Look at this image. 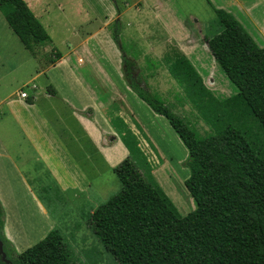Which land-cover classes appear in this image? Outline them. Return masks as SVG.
I'll list each match as a JSON object with an SVG mask.
<instances>
[{"label":"crops","instance_id":"1","mask_svg":"<svg viewBox=\"0 0 264 264\" xmlns=\"http://www.w3.org/2000/svg\"><path fill=\"white\" fill-rule=\"evenodd\" d=\"M25 2L50 37V42L40 48L42 57L55 52L53 31L70 29L77 41L66 52L58 51L61 57L54 64L44 66L25 50L0 12V81L7 72L22 76V89L0 98V109L5 110L0 118L3 235L9 249L18 254L40 242L54 228L62 227L61 217L49 214L39 200V192L69 195L76 214L93 229L91 214L122 187L115 169L127 157L172 204V196L165 191L168 185L159 182V167L165 173L170 157L162 151L160 136L158 145L155 134L134 110L143 101L136 94L140 101L132 99L134 92L124 78L121 57L112 40L115 23L123 22L127 31L131 27L140 30L142 26L147 30L144 23L148 19L158 26L160 21L192 65H198L197 70L203 68L207 57L197 59L196 55L203 54L206 48L201 42L199 23L191 25L192 16L175 0H121L124 7L117 0ZM220 3L238 22L244 21L252 29L249 31L264 36V0ZM67 5L77 16L81 13L85 24L95 23V29L84 37L76 34L64 13ZM54 6L61 12L59 16L48 15ZM154 52H159V44L154 46ZM22 93L26 94L25 99L19 96ZM7 129H14L17 136L10 138ZM29 154L39 172L33 173L32 180L27 176L32 168L27 161ZM167 181L172 184V180ZM35 183L39 188H35Z\"/></svg>","mask_w":264,"mask_h":264},{"label":"trees","instance_id":"2","mask_svg":"<svg viewBox=\"0 0 264 264\" xmlns=\"http://www.w3.org/2000/svg\"><path fill=\"white\" fill-rule=\"evenodd\" d=\"M213 10L221 30L203 42L237 95L219 102L184 56L168 66L194 106L208 114L213 130L204 137L150 92L136 63L119 46L129 88L168 121L187 149L189 177L184 186L195 207L179 217L155 183L125 158L115 169L121 189L90 216L93 230L118 264H264V47L230 13ZM0 12L42 65L61 57L58 51L42 57L40 48L50 37L25 0H0ZM118 29L116 22L113 39L120 45ZM212 102L216 104L206 105ZM43 192L39 198L48 207L54 196ZM3 222L0 204V240L12 264H76L58 227L12 257Z\"/></svg>","mask_w":264,"mask_h":264},{"label":"rangeland","instance_id":"3","mask_svg":"<svg viewBox=\"0 0 264 264\" xmlns=\"http://www.w3.org/2000/svg\"><path fill=\"white\" fill-rule=\"evenodd\" d=\"M117 1L119 3L121 0ZM175 1L180 4L186 14L192 16L189 18L191 25H194L197 22L199 23L198 25L201 28L199 27L200 30L198 29V31L201 34V42L204 45H206L203 42L204 37L212 38L220 32L221 28L216 20V15L213 9L217 8L225 11V9L219 5L221 4V0ZM119 4H122L120 6L124 7L123 2ZM57 8L58 7L54 6L53 9H49L48 15L59 16L61 12ZM64 13L70 21L71 28L73 30H77L76 34H79L80 37H84L86 33L92 32L96 27L95 23L85 24V21H82L81 13L80 16H77L75 10L69 5L64 7ZM144 24L147 26V30L142 26L140 30L131 27L126 31L128 27L123 22L119 23L118 30L120 45H117L116 43L115 45L118 48L119 55L121 57L120 60L122 61L123 54L119 46L123 47L127 58L136 63L138 68L137 72L140 74L144 83L147 84L150 92L156 95V97L164 102L174 113L182 116L186 121H188L192 128L196 130L201 137L206 136L213 130L211 127L212 125L206 118L208 114L205 113L204 108L202 111L194 106L195 103L185 94V87L181 86L178 81L174 80L168 71V66L177 57L184 56L187 60L188 58L177 47L172 37L165 32V29L160 21L159 26L155 23V21H153V19L151 21L149 19L146 20ZM240 24L250 34L258 46L264 47V36L258 32L255 34L249 31L252 29L248 27L244 21H241ZM69 31L70 29L57 30L56 33L53 31L52 34L55 36H53L54 41L52 45L55 46V51L64 53L68 50L67 47L71 49L74 42L77 41L76 37L72 35L73 31H71V33ZM113 31L114 28H112L111 32ZM113 36L114 33H112V40L114 41ZM157 44H159V52L155 53L154 46ZM206 48H203V51H205L203 54L198 53L196 55L197 59H202V57L205 58L207 56L205 58V63L203 64L204 69L201 68L197 70L198 65L195 66L194 62L193 66H195V70L202 76L207 90L219 102H224L236 96L237 89L226 78L225 74L221 71L213 57L210 56V52L207 51L208 48L207 50ZM195 59L194 55L193 60ZM115 71L118 72L119 70ZM21 77L22 76L16 75V73L7 72L5 79L0 81V98L8 92L10 93L14 90H21V81H19ZM114 82L115 85L120 88L118 83L119 81L114 78ZM132 95L133 100H137L138 102L140 101L135 96V93ZM139 103H142V106L138 104L137 108H134L135 112L139 115V117L141 116V120L155 134L158 145L160 136V146L162 151L170 157V159H167L169 164L165 167L166 174L161 169L163 167H159V182L163 186L168 185L166 187L169 188L165 189V191L172 196V204L174 205L177 214L181 218L185 217L192 212L195 207L193 199L190 197L184 186V179L189 177V169L186 166L188 156L186 149L176 134H174L172 127H170V124L163 116L160 117L159 115H155L148 105L146 106V104L141 101ZM209 104L211 105L216 103L212 102L207 103L206 105ZM4 111L5 110L2 107L0 109V118H3ZM5 132L10 138H15L17 136L14 129H7ZM27 161L28 164L32 166L31 169H28L29 172L27 173V176H30L32 180L33 173L36 174L38 169L36 170L35 167H33L34 160L30 154L27 156ZM169 170L171 173L168 172ZM156 178L158 177L156 176ZM167 179L169 181L172 180L171 185ZM44 180H47L46 182H48L49 178H45ZM35 188H39L37 183H35ZM119 190L120 189L116 192H119ZM38 194L43 197L44 192L41 191ZM50 195H53L54 197L49 198L50 203L47 204L48 207L46 208L51 212L49 214H52V217H61L60 221L62 227L58 228L61 230V234L65 239V242L69 245V248H71L73 253L72 261L76 264H118L114 256L105 248L93 229L89 228L85 222H82L83 219L81 216L76 214L77 211L74 209L75 206L72 202H69L70 196L68 195L67 197L65 194H61L60 192L57 193L51 191ZM39 200L41 199L39 198ZM16 254L18 253L14 252L12 257H15Z\"/></svg>","mask_w":264,"mask_h":264},{"label":"water","instance_id":"4","mask_svg":"<svg viewBox=\"0 0 264 264\" xmlns=\"http://www.w3.org/2000/svg\"><path fill=\"white\" fill-rule=\"evenodd\" d=\"M0 258H1V261L4 263V264H12L7 258H6V255L3 251V244L0 240Z\"/></svg>","mask_w":264,"mask_h":264},{"label":"built area","instance_id":"5","mask_svg":"<svg viewBox=\"0 0 264 264\" xmlns=\"http://www.w3.org/2000/svg\"><path fill=\"white\" fill-rule=\"evenodd\" d=\"M21 98L25 99L26 98V94L22 93L19 95Z\"/></svg>","mask_w":264,"mask_h":264}]
</instances>
